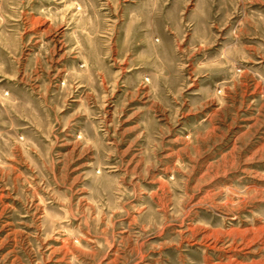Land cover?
Listing matches in <instances>:
<instances>
[{
	"label": "rangeland",
	"instance_id": "obj_1",
	"mask_svg": "<svg viewBox=\"0 0 264 264\" xmlns=\"http://www.w3.org/2000/svg\"><path fill=\"white\" fill-rule=\"evenodd\" d=\"M0 264H264V0H0Z\"/></svg>",
	"mask_w": 264,
	"mask_h": 264
}]
</instances>
